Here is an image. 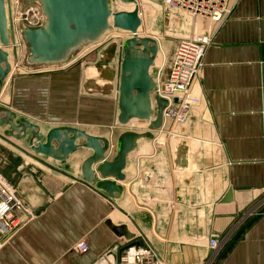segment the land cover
Returning <instances> with one entry per match:
<instances>
[{"label": "crops", "instance_id": "1", "mask_svg": "<svg viewBox=\"0 0 264 264\" xmlns=\"http://www.w3.org/2000/svg\"><path fill=\"white\" fill-rule=\"evenodd\" d=\"M229 8L223 22L206 23L213 27V42L194 88L200 103L177 134L164 119L152 138L136 142L125 180L118 182L120 197L111 202L62 174L82 178L90 149L79 148L64 162L36 154L57 170L38 162L43 167L36 181L26 156L17 191L27 209L19 213L25 222L0 247V264H114L116 257L117 264H127L121 251L131 243L166 264H264V0H229ZM112 44V53L121 48L119 40ZM175 47L160 45L150 70L154 79L155 67L160 79L167 76ZM105 53L85 63L99 67L108 61ZM18 71L14 83L4 86L0 105L40 126L41 142L49 129L72 126L108 138L106 158L117 159L120 134L116 140L104 134L106 107L82 98L83 64ZM28 133L24 141L4 142L29 143ZM70 160L78 167L70 168ZM112 225L126 227L133 238L119 237ZM211 239L218 241L214 249ZM82 241L89 245L83 254L76 251Z\"/></svg>", "mask_w": 264, "mask_h": 264}, {"label": "water", "instance_id": "2", "mask_svg": "<svg viewBox=\"0 0 264 264\" xmlns=\"http://www.w3.org/2000/svg\"><path fill=\"white\" fill-rule=\"evenodd\" d=\"M121 1L136 4L134 0ZM108 2L109 0H26V6L40 3L44 23L37 27L20 24L19 36L25 46L21 62L26 67L68 62L81 48L99 41L111 27L110 17L113 16V27L133 33L123 44L117 119L121 125H127L132 119L149 121V130L144 133L128 131L121 134L116 142L117 159L110 161L106 158L111 144L108 138L90 135L72 126H56L43 133L45 141L41 142L40 126L24 117L19 118L9 107L0 105V128L8 127L0 137L22 141L27 138L28 131H31L29 146L32 152L15 147L54 170L56 169L34 154L64 162L79 148L92 150V155L81 164L82 178L62 174L113 202L123 192V187L118 182L125 180L123 170L127 164V156L135 149L139 139L152 138V132L161 128L163 112L168 103L160 96L154 100L151 96L156 83L150 70L157 58L159 45L156 40L137 34L141 25L138 6L132 12L112 13ZM7 12L5 1L0 0V96L12 70L10 52L4 48L12 46L13 58L16 61L19 59L14 23L10 21L9 11ZM154 106L157 113L152 119ZM79 140L83 143L78 144ZM111 227L119 237L127 240L133 238L126 227ZM132 245L133 243L124 247L121 252ZM114 264H117V257Z\"/></svg>", "mask_w": 264, "mask_h": 264}, {"label": "rangeland", "instance_id": "3", "mask_svg": "<svg viewBox=\"0 0 264 264\" xmlns=\"http://www.w3.org/2000/svg\"><path fill=\"white\" fill-rule=\"evenodd\" d=\"M4 1H5L6 12H7L8 11L7 0H4ZM25 1L26 0H11V9L13 13V23H14L15 33H16V42L18 43L19 59L16 62V60L13 58V50L11 46L4 48L10 52V56H11L10 59H11V65H12L11 73L7 77V84L5 80L4 86H6V88L8 89L14 83V80L16 76L18 75L19 69H23L24 72H27V73H31L32 71L42 73V72L49 71V70H53V71L60 70L64 66L77 61V63L84 65V74H83L84 79L81 80L82 86L80 87L82 98H86L88 100L98 99L102 101L104 104L101 107H106L103 120L104 122L106 121L108 123L105 122L104 124V127H105L104 134L109 135L110 137L114 138V140H116V136L118 134L121 135L123 133L128 132L124 130V128L115 129L114 127L119 126V122H118V119L116 118V115L118 112L117 107H118L119 84H120V74H121L120 68H121V62L123 59V44L127 39L133 36V33L127 30H123L121 28L113 27L114 19H113V16H111L110 17L111 27L109 28L108 31L104 33V35L99 39V41L93 44H88L85 47L81 48L77 52V54H75L68 62L60 63L56 65H49V66L26 67L21 62V59L23 55L25 54V46L19 36L20 24L22 23V25L24 26L37 27L44 23V16L41 11L40 3L39 4L38 3L29 4L26 6ZM134 1H136V4L125 3L121 0H109L108 6L110 10L112 11V13H117V12H132L134 11L137 5L139 8V17L141 19V25L138 28L137 34L140 37H150L156 40L159 45V51H160V45L163 47H169V49L172 48L173 45H176L177 47L179 39L191 36L192 35L191 32H193V35L197 34L198 30L202 31V29L204 31L207 30V33L209 32V29H210L209 24H206L207 22H209L208 18H205L202 16H194L189 11H186V10L184 11L183 9H179L177 7H170L168 5L167 6L162 5L160 4V0H157L156 1L157 3H155L154 0H134ZM32 6L40 9L43 20L41 19L38 25L33 23V25L31 26V24L29 23V20H30V15L32 14L30 13L29 10L31 9ZM7 15H8V12H7ZM199 33L201 34L202 32H199ZM117 40H119L121 48L119 46L118 48L115 46V49L112 53L110 52V49H111L110 47L111 45H113L112 44L113 41H117ZM0 47H2L1 43H0ZM176 47H175V50H176ZM101 50L104 51V53L107 52L108 55H109V52L111 53V55H109L107 62H105L104 64L100 63L102 65L99 67H94L93 65L91 66L90 64H88L89 62L85 63L87 59L89 61L94 62L95 60L94 54L99 53V51ZM90 51L92 52L89 53ZM174 54H173V58H172V62H171L168 74L170 72V69L174 61ZM168 74L164 79L168 77ZM153 75L155 76V79L154 78L153 79L156 83V89L153 90V92L151 93V96L154 100L155 97L159 96L156 94L157 87L158 88L160 87L164 79L163 80L160 79L159 77L160 73L158 71V67L157 68L155 67V73ZM89 83L90 85L97 86V89L93 88L94 90H90L89 85H88ZM83 91L85 94L90 95V96L83 95L82 94ZM95 94L97 95V97H94ZM11 108H14V107H11ZM154 116L155 115L153 114L152 119ZM3 128L5 130V127L0 128V135H3L4 130L1 132V129ZM125 128L127 129L128 127H125ZM147 130L148 128L146 127V128H139L138 131L143 132ZM28 137H29V133L26 139H29ZM11 139H14V138H11ZM15 140L20 141L17 139ZM17 146L18 147L22 146L21 147L22 149L32 152V150L30 149L29 143H22V145L20 144V146L19 145ZM111 146L112 145L110 144L109 148ZM34 155L36 156V154ZM26 156L27 155L25 153H23L22 151L16 150L15 146L11 147L6 142H4L3 138L0 137V175L6 181H8V183L16 191H19L20 184L22 183L21 182L22 174L26 173L24 171L25 169L22 171L20 170V168L22 169V167H24L22 166V163L24 162V160L27 159L28 156L27 157ZM29 161L32 163V165L28 167L31 172V174L29 173V175H32V177L36 181V179H38L41 174V171L38 170L39 167H41L40 166L41 164H39L38 162L34 161L31 158H29ZM68 166L70 168L75 169L76 166L78 167V162L77 161L72 162V160H70L68 162ZM40 179L42 180V176ZM17 194L19 195L18 192ZM20 199L22 200L21 197Z\"/></svg>", "mask_w": 264, "mask_h": 264}, {"label": "built area", "instance_id": "4", "mask_svg": "<svg viewBox=\"0 0 264 264\" xmlns=\"http://www.w3.org/2000/svg\"><path fill=\"white\" fill-rule=\"evenodd\" d=\"M160 4L189 11L194 16L208 18L217 24L223 22L230 13L229 0H160ZM29 11L32 14L29 23L31 26L33 23L38 25L40 20H43L40 9L32 6ZM212 28L206 35L197 33L179 39L168 77L162 81L160 89L157 87L156 94L167 100L163 117L172 122L173 134H177V127L189 119L192 109L200 103L194 88L204 66L207 49L213 42ZM149 125V121L132 119L127 125L119 124L118 127L141 133L138 131L139 128L147 127L149 130ZM24 206L17 191L0 175V247L25 222L19 215L21 211L27 212ZM209 244L214 249L218 246V241L211 239ZM76 251L81 254L87 253L88 243L80 242L76 246ZM124 261L127 264H166L157 259L151 249L135 246L126 249Z\"/></svg>", "mask_w": 264, "mask_h": 264}, {"label": "bare ground", "instance_id": "5", "mask_svg": "<svg viewBox=\"0 0 264 264\" xmlns=\"http://www.w3.org/2000/svg\"><path fill=\"white\" fill-rule=\"evenodd\" d=\"M154 2L155 3H157L155 0H154ZM159 4V3H158ZM160 5V4H159ZM7 6H8V11H9V14H10V21H13V13H12V9H11V0H8V3H7ZM16 44H17V49H18V43L16 42ZM11 48H12V50H13V47L11 46ZM18 61V60H17ZM16 61V62H17ZM141 133H144V132H141ZM3 140H5V141H8V139L6 140V139H3ZM8 142H10V141H8ZM10 144H11V142H10ZM12 145L13 146H17V145H15V144H13L12 143ZM29 157V156H28ZM31 158V157H30ZM33 159V158H32ZM35 160V159H34ZM35 161H37V160H35ZM37 162H39V161H37ZM39 163H41V162H39ZM41 164H43V163H41Z\"/></svg>", "mask_w": 264, "mask_h": 264}]
</instances>
